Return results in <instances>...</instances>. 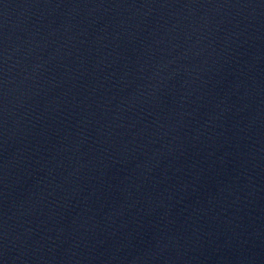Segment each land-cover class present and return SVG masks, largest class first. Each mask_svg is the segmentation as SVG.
I'll list each match as a JSON object with an SVG mask.
<instances>
[{
	"label": "water",
	"instance_id": "obj_1",
	"mask_svg": "<svg viewBox=\"0 0 264 264\" xmlns=\"http://www.w3.org/2000/svg\"><path fill=\"white\" fill-rule=\"evenodd\" d=\"M0 264H264V0H0Z\"/></svg>",
	"mask_w": 264,
	"mask_h": 264
}]
</instances>
